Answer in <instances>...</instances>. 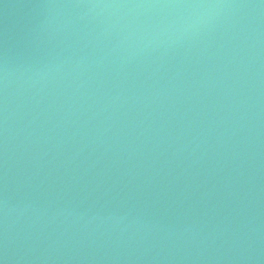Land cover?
Segmentation results:
<instances>
[{
	"label": "water",
	"instance_id": "water-1",
	"mask_svg": "<svg viewBox=\"0 0 264 264\" xmlns=\"http://www.w3.org/2000/svg\"><path fill=\"white\" fill-rule=\"evenodd\" d=\"M0 264H264V0H0Z\"/></svg>",
	"mask_w": 264,
	"mask_h": 264
}]
</instances>
